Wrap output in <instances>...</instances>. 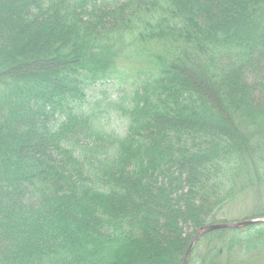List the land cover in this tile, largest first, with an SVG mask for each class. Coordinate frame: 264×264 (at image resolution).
<instances>
[{
	"label": "trees",
	"instance_id": "obj_1",
	"mask_svg": "<svg viewBox=\"0 0 264 264\" xmlns=\"http://www.w3.org/2000/svg\"><path fill=\"white\" fill-rule=\"evenodd\" d=\"M153 41L156 65L96 110L92 87ZM250 164L258 182L264 0H0V264H182L179 220L228 222ZM256 225L209 236L257 253Z\"/></svg>",
	"mask_w": 264,
	"mask_h": 264
},
{
	"label": "rangeland",
	"instance_id": "obj_2",
	"mask_svg": "<svg viewBox=\"0 0 264 264\" xmlns=\"http://www.w3.org/2000/svg\"><path fill=\"white\" fill-rule=\"evenodd\" d=\"M161 44L156 43V41H153L152 43H139L137 47L144 48L148 51L141 54L135 53L134 56L132 52H130V57L121 60L118 63V73L114 76L113 81L92 87L89 99L93 102H101V105L98 106L97 104H94L93 107L98 111L100 110L105 112L106 114H113L109 113L105 107L112 110L113 107L109 103L110 100L116 99L119 93L131 91L133 85L132 79L135 78L133 75L134 73L143 69H150L156 65L155 60L150 59V57L153 56L154 53L159 54L162 52L163 45ZM114 109L116 113V108ZM118 116L120 117L114 116L110 119L107 130L116 131V134L124 135L129 122L121 115ZM232 164L238 163L234 160ZM173 170L175 171V167H173ZM252 171V164H250L249 167H241L240 170L234 172V176L228 182V187L233 186L238 192L236 196L234 195L229 201L223 204L220 209L216 210L219 215L224 214L225 220L233 222L254 219L253 217L255 214L264 210V175H261L260 180L257 182ZM260 173L264 174V165L260 167ZM197 217L199 218L200 215ZM196 222L197 221L194 219H188V221H186L182 218V220H179L178 224L182 230L177 240L180 243V246L185 247L187 244H191L193 238L199 230L198 229L196 231L198 227L195 224ZM256 224L240 228L242 231V237L246 235L244 232L245 230H250L251 227H253L254 231H257L259 229L258 227H261V225ZM209 233L203 235L195 244L190 258L191 260L188 264H264V250L257 253L252 252L251 254L246 253L245 251L237 252V248L234 249L233 252H230L232 253L230 254L226 249H224L225 246H223L224 248L222 249V246L220 247V243L217 242L219 240H217V238H211ZM252 234L256 235L253 232Z\"/></svg>",
	"mask_w": 264,
	"mask_h": 264
},
{
	"label": "water",
	"instance_id": "obj_3",
	"mask_svg": "<svg viewBox=\"0 0 264 264\" xmlns=\"http://www.w3.org/2000/svg\"><path fill=\"white\" fill-rule=\"evenodd\" d=\"M259 222H264V218L250 219V220L237 221V222L214 223L200 227L195 237L193 238L191 244L188 247V250L185 254L182 264H188L193 248L195 247V244L206 233L219 229L245 227Z\"/></svg>",
	"mask_w": 264,
	"mask_h": 264
}]
</instances>
